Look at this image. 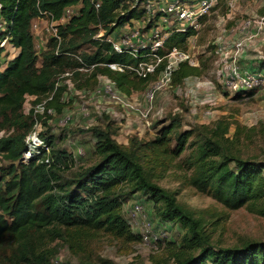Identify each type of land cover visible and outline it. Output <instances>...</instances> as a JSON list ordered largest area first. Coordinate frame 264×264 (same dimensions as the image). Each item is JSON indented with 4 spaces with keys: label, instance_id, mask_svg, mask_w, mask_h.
Returning a JSON list of instances; mask_svg holds the SVG:
<instances>
[{
    "label": "trees",
    "instance_id": "16d2710c",
    "mask_svg": "<svg viewBox=\"0 0 264 264\" xmlns=\"http://www.w3.org/2000/svg\"><path fill=\"white\" fill-rule=\"evenodd\" d=\"M147 1L0 0L6 35L19 49L0 71V248H9L7 264H61L51 247L57 240L75 257L100 234L126 244L141 242L122 214L124 202L136 195L144 198L135 204L144 214L143 205L151 204L159 225L178 226L182 232L177 241L167 243L166 262L157 264H264V241L213 247L205 222L179 204L175 193L156 183L158 176L183 171L186 186L227 210L243 208L264 218V159L243 157L240 145L246 129L240 125L235 123L229 138V123L179 132V120L172 119L153 139L133 136L125 146L117 143L109 126L87 128L80 132L90 134L94 142V161L89 166L79 165L78 159L62 152L48 132H36L39 122L47 127L52 115L65 110L62 98L68 81L86 91L106 79L128 97L145 92L156 81L164 64L147 79L127 69L111 70L112 64L135 66L140 58L116 53L105 41L117 28L140 19L146 12L140 5ZM68 8H78L77 15L58 26V38L49 37L38 53L32 22L59 20ZM195 35L191 30L172 33L165 48L187 51L188 40ZM4 38L0 34V41ZM200 75L197 66L181 63L170 85L179 87L187 78ZM27 98L33 100L25 112ZM38 105L43 107L42 114L36 112ZM253 131L245 134L247 140ZM34 132L41 146L26 160V140ZM189 149V156L182 159ZM65 172L71 176L64 178Z\"/></svg>",
    "mask_w": 264,
    "mask_h": 264
},
{
    "label": "rangeland",
    "instance_id": "374dc122",
    "mask_svg": "<svg viewBox=\"0 0 264 264\" xmlns=\"http://www.w3.org/2000/svg\"><path fill=\"white\" fill-rule=\"evenodd\" d=\"M149 1L150 4L140 5L139 9L155 7V1ZM263 16L264 0H242L231 11L221 6L211 13L203 21L197 35L190 38L187 44V51L195 60V66L200 69L201 75L187 78L179 87L168 85L160 90L149 110L146 91L133 92L127 100L133 110H124L102 92L99 93L98 90L105 83L104 79L100 80L96 88L86 91L77 90L70 82L67 83L68 90L62 98V102L66 105L63 113L58 116L52 115L53 118L47 127L39 122L36 132H48L55 137L57 146L62 152L78 159L79 165L89 166L94 161V142L90 134L80 132L87 128L109 126V129L115 131L117 143L125 146L133 136L145 140L153 139L157 131L172 119L179 120L181 125L179 132L194 129L196 126L215 127L216 123H229L227 133L229 138L235 132L236 123L246 129L245 134L254 129L249 140L246 139L245 134L241 138L240 148L243 157L259 155L264 159L262 132L264 87L251 91L250 94L232 95L225 88L219 75V55L215 54L218 49L224 52L230 51L233 42L247 38L248 35L239 33L242 23L256 22ZM249 32L255 34L257 32L255 26ZM32 34L36 49L41 53L50 37L48 20L46 18L34 20ZM243 55L254 59L252 60L255 63L254 67L264 66V32L257 35L246 45L244 51L238 54L237 59L243 67H246L248 62H242ZM32 100L33 98H27L24 105L25 112L31 108ZM40 107L41 105L36 107L39 112ZM191 151L192 149H189L182 159L185 160ZM183 175H185L183 171L173 170L163 177L158 176L156 183L161 188L175 193L179 204L205 222L210 244L213 247L231 248L242 246L245 242L264 241V218L251 214L243 208L235 211L227 210L213 198L186 186ZM63 176L68 178L71 172H65ZM141 199L144 198L140 195L127 199L122 206V214L130 223L132 231L142 237L144 217L135 218L130 212L132 205L134 206ZM143 207L153 225L151 241L126 244L124 241L100 234L88 242L85 252L75 257L60 240H57L51 245L57 251V259L61 264H74L78 261H89L94 264L165 263L167 243L172 240L177 241L182 232L178 226L159 225L151 204ZM8 253L7 245L0 248V264H7Z\"/></svg>",
    "mask_w": 264,
    "mask_h": 264
},
{
    "label": "built area",
    "instance_id": "2783aa9c",
    "mask_svg": "<svg viewBox=\"0 0 264 264\" xmlns=\"http://www.w3.org/2000/svg\"><path fill=\"white\" fill-rule=\"evenodd\" d=\"M152 1V0H151ZM155 7L145 9L147 15H143L138 20H131L130 23L123 27L117 28L109 35L105 41L109 43L116 53H129L132 57L140 60L134 66L123 67L118 64L109 65L113 71L123 72L128 70L140 79H147L157 73L159 67L164 64V68L159 74L155 82H153L146 90V101L148 102V110L152 106V102L157 93L171 84L172 73L177 69L179 64L188 63L195 66V60L188 51H181L177 48L170 50L165 48L166 39L175 32H185L191 30L196 35L200 31L203 21L207 19L211 13L223 6L226 10H233L242 0H154ZM150 4V1H147ZM96 8L99 4L95 5ZM78 8L66 9L61 19L49 21L50 37L58 38V26L64 25L71 17L77 15ZM43 19V18H39ZM256 28L255 34H249L252 28ZM264 32V16L258 21H246L241 24L239 33L247 36L244 40L232 43L230 51L218 49L215 54L219 55L220 70L219 75L225 88L232 95H245L251 91L264 87V70H246L241 67L237 56L243 52L246 45L253 39ZM7 25L0 18V34H5V38L0 41V71L7 65L8 61L14 56L15 48L10 44ZM195 35V36H196ZM101 33L97 36L99 38ZM194 37V36H193ZM243 39V38H242ZM163 52V54H161ZM243 54V53H242ZM244 56V55H243ZM242 56L240 55V59ZM237 59V61H236ZM93 68V67H92ZM82 72L88 70L82 69ZM105 83L99 89V93H103L108 98L124 110H133L128 103V96L121 94L115 84L104 79ZM67 83H70L69 81ZM42 114L43 107H40ZM51 113V111H48ZM27 151L25 153L26 160L31 156L37 147L41 146V141L36 132L30 134L26 140ZM25 160V161H26ZM135 218L144 217V233L142 241L152 240V223L143 213L140 205H135L130 211ZM141 215V216H140Z\"/></svg>",
    "mask_w": 264,
    "mask_h": 264
},
{
    "label": "crops",
    "instance_id": "0c3cea01",
    "mask_svg": "<svg viewBox=\"0 0 264 264\" xmlns=\"http://www.w3.org/2000/svg\"><path fill=\"white\" fill-rule=\"evenodd\" d=\"M19 53V49H15V51H14V56H13V58H15L16 56H17V54ZM13 58H11V60L13 59ZM255 58V57H254ZM257 58V57H256ZM245 59V60H244ZM252 60H254L253 58H250V56L249 57H245V55H244V57H243V63H244V61H245V63L246 62H248V66H246V67H243V65H241V67L243 68V69H246V70H251V71H253V70H264V66L263 65H261V66H259L258 68H256V67H254L255 66V63L254 62H252ZM255 60H258V59H255ZM242 63V64H243ZM254 63V64H253ZM241 64V63H240ZM4 69V68H3ZM2 69V70H3Z\"/></svg>",
    "mask_w": 264,
    "mask_h": 264
}]
</instances>
